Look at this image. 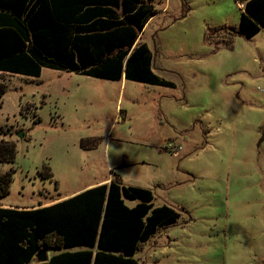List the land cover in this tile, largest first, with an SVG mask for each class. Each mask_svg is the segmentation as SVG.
Wrapping results in <instances>:
<instances>
[{
  "label": "rangeland",
  "instance_id": "obj_1",
  "mask_svg": "<svg viewBox=\"0 0 264 264\" xmlns=\"http://www.w3.org/2000/svg\"><path fill=\"white\" fill-rule=\"evenodd\" d=\"M241 1H164L146 35L176 88L0 75V138L17 149L0 203L34 209L118 176L181 214L141 244L140 264H264V30L239 34Z\"/></svg>",
  "mask_w": 264,
  "mask_h": 264
},
{
  "label": "trees",
  "instance_id": "obj_2",
  "mask_svg": "<svg viewBox=\"0 0 264 264\" xmlns=\"http://www.w3.org/2000/svg\"><path fill=\"white\" fill-rule=\"evenodd\" d=\"M51 0H0V71L40 76L43 67L80 72L62 63L60 52L52 50L47 38L55 25L50 18L40 26L33 15L39 5ZM239 34L247 39L264 30V0H243ZM84 0H58L54 10L81 12ZM63 11V12H62ZM46 16V13H44ZM42 27V28H40ZM224 29H220L222 31ZM142 83L174 87L152 75ZM7 85L0 81V100ZM16 145L0 140V200L10 194L13 173L1 167L15 163ZM180 212L174 207L155 205L154 193L145 188L127 187L113 177L108 184L93 187L51 206L30 210L0 207V264H140L135 258L141 244L159 229L177 225ZM51 248L66 249L45 263L36 256ZM82 248L78 251H70Z\"/></svg>",
  "mask_w": 264,
  "mask_h": 264
},
{
  "label": "crops",
  "instance_id": "obj_3",
  "mask_svg": "<svg viewBox=\"0 0 264 264\" xmlns=\"http://www.w3.org/2000/svg\"><path fill=\"white\" fill-rule=\"evenodd\" d=\"M26 1L28 4L30 0ZM56 1L58 0H51V3L45 1L44 9H40L38 5L33 15L36 18L39 17L42 27L50 18L47 14L51 15V20L55 24L52 28L57 32L49 34L47 38L53 40L52 50H57L61 56H64L62 57L63 64L68 67H76L78 68L77 71L81 73L90 71L93 74L85 75L69 70L43 67L40 76L9 71H0V75H9L12 78L33 82L38 81L44 70L48 69L104 81L121 82L122 85L127 84V82H134L147 86H158L139 82L142 79L139 76L148 79L152 75L161 81L174 84V82L158 74L155 57L146 35L148 29L156 25L152 26L157 19L165 18L169 13L167 6H162L165 0H84L81 12L69 13L67 11L64 13L62 11V18H58L53 8ZM28 6L31 5L28 4ZM186 9V13H189L190 7L188 5H186ZM162 27L163 24H160V28ZM158 87L176 88V85L174 84V87ZM0 140L6 139L0 138ZM100 185L97 184L94 187ZM63 200L66 199L61 201ZM58 202L60 200L42 205L46 207ZM0 207L18 210L30 209L8 206L2 203H0ZM47 254L50 258L48 252Z\"/></svg>",
  "mask_w": 264,
  "mask_h": 264
},
{
  "label": "water",
  "instance_id": "obj_4",
  "mask_svg": "<svg viewBox=\"0 0 264 264\" xmlns=\"http://www.w3.org/2000/svg\"><path fill=\"white\" fill-rule=\"evenodd\" d=\"M19 137L22 139L23 135L19 134ZM36 259L40 262V263H45L49 260L48 254L46 250L41 251L37 256Z\"/></svg>",
  "mask_w": 264,
  "mask_h": 264
},
{
  "label": "built area",
  "instance_id": "obj_5",
  "mask_svg": "<svg viewBox=\"0 0 264 264\" xmlns=\"http://www.w3.org/2000/svg\"><path fill=\"white\" fill-rule=\"evenodd\" d=\"M170 148H173L175 151H177V147H174V144H170ZM173 149H171V150H173ZM179 150H181L180 148H179Z\"/></svg>",
  "mask_w": 264,
  "mask_h": 264
}]
</instances>
